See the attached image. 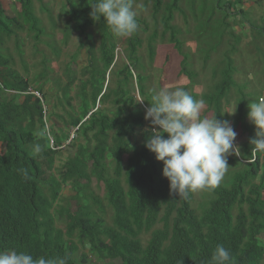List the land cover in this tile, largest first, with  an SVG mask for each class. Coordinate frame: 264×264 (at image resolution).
<instances>
[{"label": "trees", "instance_id": "16d2710c", "mask_svg": "<svg viewBox=\"0 0 264 264\" xmlns=\"http://www.w3.org/2000/svg\"><path fill=\"white\" fill-rule=\"evenodd\" d=\"M36 1L45 12L43 0ZM221 1L217 0V8ZM14 2L18 12L13 17L0 3V251H25L34 258L66 257L67 264H75L72 255L78 245L87 243L89 256L98 263L210 264L215 247L223 245L230 250V264H260L264 258V243L259 238L264 235V158L249 143L256 129L247 118L248 104L257 102V96L244 95L243 86L237 87L234 80L232 55L240 39L226 32L228 14L223 13L217 46L228 37L233 43L226 39L228 50L220 71L214 72L218 75H213L218 79L201 97L205 101L202 115L229 120L223 115V103L235 89L238 96L231 124L247 137L238 145L240 155L234 160L241 170L232 174L229 185L207 188L210 198L197 214L191 193L187 199L170 193L162 163L144 146L151 131L150 122L144 120L145 109L152 100L146 95L145 78L133 75V70L141 68L138 34L126 37V63L116 64L115 40L119 37L102 18H91L96 0H64L60 42L65 44L74 33L82 37L79 47L86 48L89 61L81 72L84 80L76 79L73 60L64 66L66 82L54 85L61 99H50L61 107L62 115L56 118L61 119L62 128L47 132L49 140L39 133L46 130L42 104L49 102L44 88L51 69L43 61L41 71L26 81L15 70V59L6 45L13 40L22 55L24 33L37 52L44 28L33 0ZM149 3L161 36L167 35L181 54L178 31L172 25L174 13L180 12L179 0H169L164 7L162 0H145ZM157 38L155 30L146 42L149 64L156 56ZM47 46L50 55L58 57L60 49L51 42ZM20 63L27 73V62ZM107 75L111 79L105 84ZM179 75L189 80L193 76L184 57ZM29 90L40 95L42 104ZM71 131L73 139L69 140ZM36 143L41 145L40 153L33 152ZM70 148L73 154L55 175V155ZM91 181L102 186V197L91 189ZM65 186L73 196L63 200L60 193ZM56 221H62L63 229L56 227ZM145 235L149 236L143 244Z\"/></svg>", "mask_w": 264, "mask_h": 264}, {"label": "rangeland", "instance_id": "374dc122", "mask_svg": "<svg viewBox=\"0 0 264 264\" xmlns=\"http://www.w3.org/2000/svg\"><path fill=\"white\" fill-rule=\"evenodd\" d=\"M33 2L36 15L41 20L45 33V36L41 37L40 43L37 45V52L31 37L24 33H21V37L24 40L22 55L16 52V43L13 40L7 41L6 45L15 59V70L26 81L31 82L35 74L41 71L43 61L51 69L47 77L50 79L49 83L44 88L47 99H49V102L45 101L44 103L47 110L46 124L48 132H50L52 129L58 130L62 128L61 119L56 118L62 115L61 107L50 99L52 96L61 99L60 92L54 85H62L66 82L64 66L73 60L76 65V79L84 80V77H81V72L87 68L89 57L86 55V48L79 47L84 39L77 34H72L65 44L60 42L61 30L65 22L62 9L64 0H43L46 8L45 12L40 9L36 0H33ZM0 3L7 15L13 17L17 14L18 5L14 0H0ZM168 3L169 0H162L163 7ZM216 3L217 0H179L180 12L174 13V20L172 21V25L177 29L178 39L181 42V54H179L168 42V36H161V27L157 26L158 20L152 16L151 4H145V0L133 2V8L137 13L136 19L140 21V29L137 34L142 40V46L138 53L141 68L137 71L133 70V75L135 76L138 73L145 78L144 86L147 96L150 94L152 97L161 88L174 89L176 87H183L186 91L193 92L197 99H201L203 95L209 93L211 85L218 79V76L214 77L213 75H218V73L214 72L221 69L219 64L227 49L226 41L229 40L230 45L233 43V39L228 37L226 38L227 40L224 39L217 46L222 32L221 21L223 13H227L226 23H228V29L226 32L237 35L240 39L236 52L232 55L236 67L234 76L236 85L237 87L243 86L244 95L257 96V101L264 99V0H222L219 8H217ZM144 23L146 26L143 25ZM155 30L158 32L155 44L156 56L153 63L149 64L146 54V42ZM94 41L98 45V40L95 36ZM125 41L126 37L115 40L116 64L126 63ZM48 42L53 43L60 49L58 57L55 58L50 55L47 46ZM215 47L216 49L212 51ZM183 57L186 58L188 70L193 75L190 80L183 75H179V65ZM21 61L27 62V73L25 68L21 66ZM105 78V84H107L111 78L109 75ZM67 79L69 80V77ZM77 80L72 87L74 91L78 85ZM132 87L134 88V84ZM31 89H34V87H31ZM73 94L74 92H71V95ZM134 95L137 101L140 102L136 91ZM237 96V91L235 89L231 90L224 101L225 103H223V115H227L230 122L235 117L234 111L237 104ZM226 103L228 105H225ZM98 107L100 108V106ZM232 112H234L232 115L226 114H231ZM73 132H69V140L73 139ZM236 132L237 135L241 133L239 130ZM246 137V135L240 134L236 144L240 145V143H243ZM73 151L74 148L62 149L55 155L52 171L55 175L62 170L67 157L71 156ZM238 156H228L230 168L219 185H229L232 174L241 170L242 167L234 162ZM261 156L264 158V152H261ZM125 160L126 157L124 158ZM90 187L96 195L102 197L103 192L100 184L97 185L94 181H91ZM191 195V206L199 214L209 200L210 195L206 189L192 192ZM72 196L73 193L69 186L63 187L60 199L65 200ZM69 204L73 207L71 201H69ZM62 224V221L55 222L56 227L59 229H63L64 226ZM148 236L142 237L143 244L148 239ZM259 238L264 243V235ZM83 259L84 261H82ZM72 260L75 264H118V261L98 263L92 256H89L87 243L78 245V250L72 255ZM260 264H264V258Z\"/></svg>", "mask_w": 264, "mask_h": 264}, {"label": "clouds", "instance_id": "9594fccd", "mask_svg": "<svg viewBox=\"0 0 264 264\" xmlns=\"http://www.w3.org/2000/svg\"><path fill=\"white\" fill-rule=\"evenodd\" d=\"M90 16L95 20L102 18L119 38L131 37L140 29L133 0H96ZM38 100L42 104L41 97ZM151 100L144 115L151 127L144 146L157 162L162 163V177L168 180L170 193L187 199L189 193L218 186L230 168L228 156L240 154L235 143L237 132L231 122L202 115L204 99H195L183 87L161 88ZM42 111L45 123L47 110L43 104ZM247 118L256 129L249 143L253 151L264 152V99L248 104ZM47 132L46 124V130L39 135H47L50 140L51 135ZM41 150L39 143L33 145L34 153ZM230 262V250L217 245L210 264ZM0 264H67V258H34L28 252L10 250L0 251Z\"/></svg>", "mask_w": 264, "mask_h": 264}, {"label": "built area", "instance_id": "2783aa9c", "mask_svg": "<svg viewBox=\"0 0 264 264\" xmlns=\"http://www.w3.org/2000/svg\"><path fill=\"white\" fill-rule=\"evenodd\" d=\"M31 94L34 95L36 98L40 99V97H39V95L37 93H32L31 92ZM259 100H261V99H259Z\"/></svg>", "mask_w": 264, "mask_h": 264}]
</instances>
